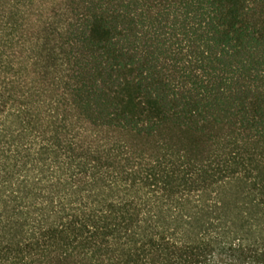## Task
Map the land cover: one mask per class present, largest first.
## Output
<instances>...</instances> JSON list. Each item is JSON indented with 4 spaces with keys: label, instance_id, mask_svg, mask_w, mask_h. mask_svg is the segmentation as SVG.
I'll return each instance as SVG.
<instances>
[{
    "label": "trees",
    "instance_id": "16d2710c",
    "mask_svg": "<svg viewBox=\"0 0 264 264\" xmlns=\"http://www.w3.org/2000/svg\"><path fill=\"white\" fill-rule=\"evenodd\" d=\"M0 264H264V0H0Z\"/></svg>",
    "mask_w": 264,
    "mask_h": 264
}]
</instances>
